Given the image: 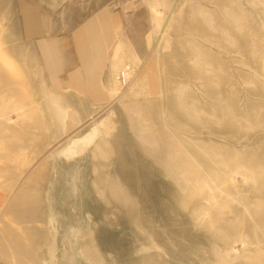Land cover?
Wrapping results in <instances>:
<instances>
[{
	"label": "rangeland",
	"instance_id": "rangeland-1",
	"mask_svg": "<svg viewBox=\"0 0 264 264\" xmlns=\"http://www.w3.org/2000/svg\"><path fill=\"white\" fill-rule=\"evenodd\" d=\"M21 1L0 0V264H264V0H68L121 9L156 82L127 64L73 127Z\"/></svg>",
	"mask_w": 264,
	"mask_h": 264
},
{
	"label": "crops",
	"instance_id": "crops-1",
	"mask_svg": "<svg viewBox=\"0 0 264 264\" xmlns=\"http://www.w3.org/2000/svg\"><path fill=\"white\" fill-rule=\"evenodd\" d=\"M73 6L68 0H23L20 6L23 35L35 48L49 103L71 127L114 101L116 74L127 64L156 88L144 42L140 46L139 31L121 9L103 6L74 22Z\"/></svg>",
	"mask_w": 264,
	"mask_h": 264
},
{
	"label": "bare ground",
	"instance_id": "bare-ground-1",
	"mask_svg": "<svg viewBox=\"0 0 264 264\" xmlns=\"http://www.w3.org/2000/svg\"><path fill=\"white\" fill-rule=\"evenodd\" d=\"M99 129H100V126L98 128H94V131L88 135H86L85 137H83L82 139H76L73 141V143L66 149V150H72L74 153L77 149L75 147L74 144H77V147L80 145V143H90L92 139H94L95 135H97L99 133ZM87 141V142H86ZM74 145V146H73Z\"/></svg>",
	"mask_w": 264,
	"mask_h": 264
},
{
	"label": "built area",
	"instance_id": "built-area-1",
	"mask_svg": "<svg viewBox=\"0 0 264 264\" xmlns=\"http://www.w3.org/2000/svg\"><path fill=\"white\" fill-rule=\"evenodd\" d=\"M131 69L129 66L119 70L116 75V79L122 86H128L130 81Z\"/></svg>",
	"mask_w": 264,
	"mask_h": 264
}]
</instances>
